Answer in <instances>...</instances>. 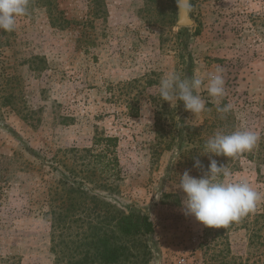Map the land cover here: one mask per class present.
<instances>
[{"label":"rangeland","instance_id":"1","mask_svg":"<svg viewBox=\"0 0 264 264\" xmlns=\"http://www.w3.org/2000/svg\"><path fill=\"white\" fill-rule=\"evenodd\" d=\"M192 2L193 26L180 29L177 0H28L15 29L0 30V264L80 260L83 210L56 225L70 202L55 169L90 174L97 134L118 139L120 163L102 196L155 227L148 253L130 264H264V200L209 228L185 215L177 187L186 170L203 175L211 156L227 166L226 181L264 196V0ZM217 66L227 113L203 88L199 114L161 100L166 74L204 76ZM235 130L260 140L235 157L203 155L215 132Z\"/></svg>","mask_w":264,"mask_h":264},{"label":"clouds","instance_id":"2","mask_svg":"<svg viewBox=\"0 0 264 264\" xmlns=\"http://www.w3.org/2000/svg\"><path fill=\"white\" fill-rule=\"evenodd\" d=\"M177 5L180 13L192 11L191 0H177ZM27 6L28 0H0V30L12 32L16 18L26 14ZM223 71L221 66H217L204 76L183 79L170 72L159 82V96L170 104L182 101L186 111L199 114L206 110V102L199 94L203 88L210 97L217 99V111L227 113L233 108L231 103L219 106V99L226 95ZM259 140V134L252 130H235L230 134L217 131L207 139L203 155L235 157L251 151ZM209 160L207 170L200 177L190 175L188 170L179 176L177 187L184 193L185 215L194 217L206 227L219 228L254 212L264 196L247 181H226L225 178L231 175L227 166L218 164L211 156ZM194 167L203 170L199 159H195Z\"/></svg>","mask_w":264,"mask_h":264},{"label":"trees","instance_id":"3","mask_svg":"<svg viewBox=\"0 0 264 264\" xmlns=\"http://www.w3.org/2000/svg\"><path fill=\"white\" fill-rule=\"evenodd\" d=\"M176 12L175 7V18ZM117 146V138L97 134L92 149L87 151L90 174L85 178L79 179L73 170L67 175L55 169L70 202L66 216L60 213L54 217L56 225L64 223L66 226V220L74 219L78 209H82L84 214L82 227L87 233L81 247V258L74 264H130L132 259L148 253L144 238L154 233L151 218L142 213H126L101 194L112 191L110 179L119 174Z\"/></svg>","mask_w":264,"mask_h":264},{"label":"water","instance_id":"4","mask_svg":"<svg viewBox=\"0 0 264 264\" xmlns=\"http://www.w3.org/2000/svg\"><path fill=\"white\" fill-rule=\"evenodd\" d=\"M193 20L191 18V14H183L180 13V9L177 6V27L180 29L190 28L193 26Z\"/></svg>","mask_w":264,"mask_h":264}]
</instances>
